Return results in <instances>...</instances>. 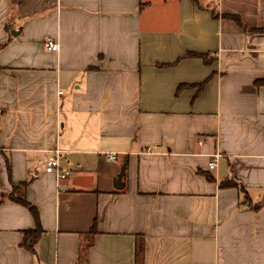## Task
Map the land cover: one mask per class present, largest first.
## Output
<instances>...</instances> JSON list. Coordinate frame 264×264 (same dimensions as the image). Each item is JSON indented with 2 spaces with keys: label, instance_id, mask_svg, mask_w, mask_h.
<instances>
[{
  "label": "crops",
  "instance_id": "obj_1",
  "mask_svg": "<svg viewBox=\"0 0 264 264\" xmlns=\"http://www.w3.org/2000/svg\"><path fill=\"white\" fill-rule=\"evenodd\" d=\"M0 46V264H264V0H0Z\"/></svg>",
  "mask_w": 264,
  "mask_h": 264
},
{
  "label": "trees",
  "instance_id": "obj_2",
  "mask_svg": "<svg viewBox=\"0 0 264 264\" xmlns=\"http://www.w3.org/2000/svg\"><path fill=\"white\" fill-rule=\"evenodd\" d=\"M1 47V46H0ZM257 84L258 85H261V84H264V79H261V80H257ZM8 162V170L11 174V164H10V160H7ZM124 167V174H125V169H126V165L123 166ZM209 179H212L211 177H208ZM221 185L222 186H225V187H237L240 192L242 193H245L246 194V187L244 185V183H242L241 181H238L237 179H228V180H225V181H222L221 182ZM18 185H15V188H17ZM15 200H18L19 202L25 204L26 206L29 207V209L31 210L32 214L34 215L35 219H36V222H37V226L35 229H28V230H25L24 231V238H23V242L22 244L28 248V249H31V250H35V245L37 244V242L39 241L40 237L43 235L44 233V229L42 227V224L40 222V216H39V212L37 210V208L32 205L27 199L25 198H20V197H16L14 195H12ZM247 194L244 196L245 200L247 201L248 198H247ZM264 204V198L261 202L260 205L257 206V208H259L261 205ZM97 228H96V222L94 224V226L92 227V230L91 232L94 233L96 232ZM143 256L141 254V249L138 250L137 252V261H136V264H143Z\"/></svg>",
  "mask_w": 264,
  "mask_h": 264
},
{
  "label": "built area",
  "instance_id": "obj_3",
  "mask_svg": "<svg viewBox=\"0 0 264 264\" xmlns=\"http://www.w3.org/2000/svg\"><path fill=\"white\" fill-rule=\"evenodd\" d=\"M45 46L51 51H58L60 49V44L58 40L54 38H47V40L45 41ZM220 155H221L220 153H216L213 155L212 159L209 161L210 169H214L217 166L218 158ZM60 156H61V151L60 149L56 148L55 154L50 156L46 168L48 172H52L56 175L57 180L64 179L71 173L70 170L62 168L60 163ZM109 157L111 159H116L117 155L113 153Z\"/></svg>",
  "mask_w": 264,
  "mask_h": 264
},
{
  "label": "water",
  "instance_id": "obj_4",
  "mask_svg": "<svg viewBox=\"0 0 264 264\" xmlns=\"http://www.w3.org/2000/svg\"><path fill=\"white\" fill-rule=\"evenodd\" d=\"M123 174H124V168L122 169V172H121L120 177H118V178L116 179V185H117V186H118V184H120V183L122 182V176H123Z\"/></svg>",
  "mask_w": 264,
  "mask_h": 264
}]
</instances>
